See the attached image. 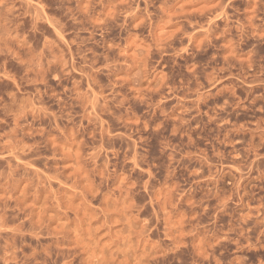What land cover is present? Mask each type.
<instances>
[{"label":"rangeland","instance_id":"1","mask_svg":"<svg viewBox=\"0 0 264 264\" xmlns=\"http://www.w3.org/2000/svg\"><path fill=\"white\" fill-rule=\"evenodd\" d=\"M0 264H264V0H0Z\"/></svg>","mask_w":264,"mask_h":264}]
</instances>
